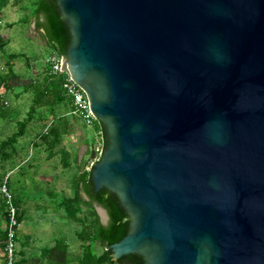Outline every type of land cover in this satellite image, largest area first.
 <instances>
[{
  "label": "water",
  "instance_id": "95a60500",
  "mask_svg": "<svg viewBox=\"0 0 264 264\" xmlns=\"http://www.w3.org/2000/svg\"><path fill=\"white\" fill-rule=\"evenodd\" d=\"M56 5L104 128L89 180L127 213L115 263L264 264V0Z\"/></svg>",
  "mask_w": 264,
  "mask_h": 264
},
{
  "label": "rangeland",
  "instance_id": "374dc122",
  "mask_svg": "<svg viewBox=\"0 0 264 264\" xmlns=\"http://www.w3.org/2000/svg\"><path fill=\"white\" fill-rule=\"evenodd\" d=\"M29 5L30 4L28 3V0H22L16 5H12L10 3L3 10H1L2 17L0 18V31L3 28L4 19L13 18L15 21L22 19L24 15L29 13ZM23 6L28 7L27 9H24ZM20 26L22 28L17 26L16 30L11 32L10 41L8 40V42H6L3 46V49L0 50V74L7 71L5 62L8 60V57L6 54L15 53L17 55H21L23 52L24 54L28 55L31 53L37 54L38 59L35 60L38 62L34 63V59H31L29 61V66H26L23 60H21L18 64L15 62H10L14 75L7 83H0V97L5 96V98L10 101V103L14 101L13 96L16 94V92L22 90L23 87L28 88V84L32 78H41L43 71L42 56H48L50 53L49 52L47 54L45 51L42 52L40 47H37V44L35 45L33 43L34 41L32 40V37L35 39L36 35L29 34L26 24H22ZM30 102L31 98L29 96L27 97L26 101H24V105L22 106V112L20 116L21 121L26 120L27 116L25 111L28 109ZM8 105L9 103L7 105L2 104L0 106L4 107ZM39 112V116L36 113L32 120L26 121L27 124L24 128V133L18 137V139H21L19 156L12 162L6 161L4 164L0 163L1 176L6 170L16 171V174L19 172L22 173V176L16 177L18 179L16 183V192L19 197L26 198L24 199L22 205H20L21 203L19 204L18 209L22 210L23 212V220L17 223L15 228L13 240L15 244V258L16 260H19L20 258L26 259L24 264H50L52 261L53 262L51 264H72L73 262V264H75V258L73 256L79 253V239L77 238V235L75 236L74 231L76 229L79 231L82 228V224L79 222H72L65 215L62 216V213L65 214L64 205L53 209L50 199L51 197L45 194L43 190L37 187L35 189V184L30 181L32 173L46 175L47 171L49 170V164L51 170H53L55 167L53 166V161L47 160L45 144L42 145V151H40L39 154L37 153V157L36 155L34 156L33 154L32 156L31 154V149H33V151L36 149L34 146L32 148L31 141L35 139L41 140L39 138V134L43 132L44 129H46V118L41 117L44 111L39 109ZM12 129L17 131L18 124H15ZM41 141L43 143V140ZM56 165L61 167L60 163ZM66 184L67 183L65 182L64 185L66 186ZM9 191L12 195L13 202H15L13 196L14 194H12L10 188ZM70 194L73 195V192ZM62 195L65 194H54V197L56 199H60ZM40 196L41 198L39 199L38 197ZM85 198L88 200L86 196ZM4 204V197L0 194V230H4L8 225L7 218L5 216L6 206ZM92 205L94 206L95 210L99 208V205L94 202ZM80 209L87 211V208L85 207H81ZM80 214L82 215V213ZM101 220L102 223L108 222V218L104 215L101 216ZM53 222L54 224H52ZM60 238H65L66 242L68 243V249L65 252V255L63 256L61 252V257L57 259L51 257L50 259L47 258V256L43 253V248L51 246L53 244L52 239ZM94 249L96 253L101 252V247L99 245H95ZM20 250H23L24 252L20 253ZM45 258H47V260ZM3 259L4 247L1 246L0 239V264H2ZM65 259L66 262H64Z\"/></svg>",
  "mask_w": 264,
  "mask_h": 264
},
{
  "label": "trees",
  "instance_id": "16d2710c",
  "mask_svg": "<svg viewBox=\"0 0 264 264\" xmlns=\"http://www.w3.org/2000/svg\"><path fill=\"white\" fill-rule=\"evenodd\" d=\"M20 1L22 0H0V17L1 10L8 4L11 3L12 5H16ZM28 3L30 4L29 13L20 19V23L27 24L31 20H34V30L38 38L43 41L49 51H55L64 55L70 36L62 16L58 11L56 0H28ZM27 7L28 6H23L24 9H27ZM5 43L6 40L0 36V50L3 49ZM6 55L8 57V60L5 62L7 71L0 74V83H7L14 75L10 61L17 56V54L11 53ZM44 67L41 78L35 76L36 78L31 79L28 84L27 89L31 91L32 98L26 120L18 123L17 131L1 140V149L7 150V148L12 146L18 137L24 133V128L27 124L26 121L34 117L37 109L43 108L47 111L51 109L54 114L55 108L58 106L65 104L71 107L70 100L63 94L61 88L62 76H49L46 66ZM98 124L104 133L103 126L99 122ZM52 129L53 127H51L50 130L44 129V131L39 134L43 141H46L48 137L51 136ZM52 136L55 137L53 134ZM2 179L3 178L0 177V181H2ZM81 193H84L88 200H84ZM93 202L106 210L108 214V222L106 224L101 222L99 215L92 205ZM14 204L17 206L16 202H14ZM60 205H64V215L69 220L82 224V228L76 232L77 238L79 239V253L73 256L75 258V264H116L108 246L121 238L126 232L128 225L127 213L122 209L119 201L104 189L95 191L89 180V171L83 170L73 186V195L70 198H65ZM81 207L87 208V211L81 210ZM80 213H82V215ZM5 216L7 218L6 211ZM16 217L19 223L20 217L18 207ZM0 234L1 246L4 247V243L8 236V228L6 227L4 230H0ZM95 245L101 247L100 253L95 252ZM67 249L68 244L65 239L60 238L56 240L54 246L45 247L43 253L49 259L50 257L57 259L61 257V252L64 256ZM64 262H66V259ZM2 264H4V259ZM16 264H22L21 259L17 260Z\"/></svg>",
  "mask_w": 264,
  "mask_h": 264
},
{
  "label": "crops",
  "instance_id": "0c3cea01",
  "mask_svg": "<svg viewBox=\"0 0 264 264\" xmlns=\"http://www.w3.org/2000/svg\"><path fill=\"white\" fill-rule=\"evenodd\" d=\"M20 22H21L20 19H18L17 21H15L13 18L4 19L3 21L4 25L2 30L0 31V36L4 38L6 42H8V40L10 41L11 32H13V30H16L17 26L21 27L20 25L22 24ZM26 26L30 35L31 34L36 35L35 39L32 37V40L34 41L33 43L35 45L37 44V47H40L42 52L45 51L48 54L50 51L47 48V46L43 43V41L37 38L38 36L34 30V20L28 22ZM46 56L47 55H45L44 57L42 56L43 58L42 69L45 68L44 62ZM31 59L32 60L34 59V63L38 62L37 60H35L38 59L37 54L31 53L30 55H28V54H24L23 52L21 55L15 56L10 62L11 63L15 62L16 64H18L21 60H23L26 66H29V61ZM29 96L30 98H32L31 91L30 90L28 91L26 87H23L22 90L16 92V94L13 96L14 101L11 103L5 98V96L0 97V105L5 104L4 102H6L5 105L9 103L8 106H4V107L0 106V142L1 140L5 139L6 137L10 136L15 132L12 128L15 124H18L21 121L20 116L22 112V106L24 105V101H26L27 97ZM30 105L28 109L25 111L26 116L30 108ZM71 109L72 107H69L64 104L62 106L56 107L55 113L53 114L51 109L50 111H47L42 108L41 110L44 111V113L43 115H41V117L46 118L45 127L47 130H50V128L53 127L52 129L53 131L51 133V136H49L46 141H43V143L41 141L43 139H41L40 136L39 138L41 140L35 139L31 141L32 148L33 146L36 148L34 151L33 149H31L32 156L34 154V156L36 155L37 157V153L39 154V152L42 151V145L45 144L47 160L53 161L54 163L53 166H55L54 169L51 170L49 164V170L47 171L46 175L32 173L30 180L32 183L35 184V187L33 186L35 189L37 187L43 190V192L47 194L49 197H51L50 199L53 209H55L56 207L57 208L61 207L60 205L61 202L65 198H70L72 196L70 193L73 192V186L75 185L79 177V174L83 170H85L86 165L91 159L90 157L95 142V137L93 135L92 129L87 128L76 116H74L71 113ZM36 113L39 116L40 114L39 109H37ZM95 128L102 129L98 123L95 124ZM52 134L55 135V137H53ZM20 147H21V139H17L12 146L7 148V150L1 149L0 146V163L4 164L6 161L12 162L13 160H15L20 154L19 153ZM58 163L61 164V167L56 165ZM16 173L17 172L13 170H6L2 176L0 175V177L2 178L6 177L8 187L10 188L12 194H14L13 196L19 209V204L21 203L20 205H22L24 199L26 198L19 197L16 192V183L18 181L16 177L22 176V173L20 172L18 174ZM65 182L67 183L66 186L64 185ZM62 193H64L65 195H62L60 199H56L54 197V194H62ZM81 195L83 199L86 200L85 198L86 195L84 193H81ZM38 198L40 199L41 196ZM18 211H19L20 221H22L23 212L22 210H18ZM62 214L60 215L64 216V213ZM106 223L107 222H104L103 224ZM52 224H54V222ZM76 231L78 230L76 229L74 231L75 236H76ZM56 240L57 239H52L53 244L48 247L54 246ZM23 252H24L23 250H20V253ZM20 259L22 264L26 262V259L24 258H20Z\"/></svg>",
  "mask_w": 264,
  "mask_h": 264
},
{
  "label": "built area",
  "instance_id": "2783aa9c",
  "mask_svg": "<svg viewBox=\"0 0 264 264\" xmlns=\"http://www.w3.org/2000/svg\"><path fill=\"white\" fill-rule=\"evenodd\" d=\"M64 55L57 52H50L45 59V66L49 76H62L61 88L63 94L70 100L71 113L76 116L87 128L92 129L95 137L93 149L95 158L101 154L103 149V130L96 129L97 120L93 115L90 103L85 97L83 90L73 81L72 77L63 71L62 66ZM6 104V102H4ZM95 158L90 159L85 167L86 171H90ZM0 194L4 197L6 213H7V228L8 236L4 245V264H16L14 233L17 225V207L12 200V195L6 183V177L0 181Z\"/></svg>",
  "mask_w": 264,
  "mask_h": 264
}]
</instances>
